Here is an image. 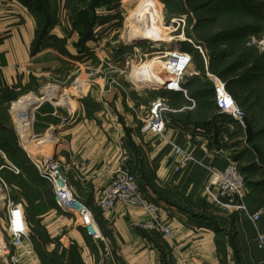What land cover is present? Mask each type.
Masks as SVG:
<instances>
[{
	"label": "crops",
	"instance_id": "0c3cea01",
	"mask_svg": "<svg viewBox=\"0 0 264 264\" xmlns=\"http://www.w3.org/2000/svg\"><path fill=\"white\" fill-rule=\"evenodd\" d=\"M59 1L60 6L64 4V0ZM97 14L90 29L94 36L101 21ZM67 20L61 12L56 14L41 35L43 26L37 10L23 0H0V131H11L24 141L20 122L23 114L31 118V136L38 124L47 128L40 140H46L51 155L56 148L58 162L68 167L72 188L98 213L107 241L117 250L121 264H264V248L257 242L258 232L264 231V127L248 131L236 124L228 136L218 138L215 133L210 141L216 131L212 118H181L189 109L194 110L192 105L175 107L182 109L171 114L172 122L164 136L142 132L147 105L139 91L112 85L91 73L81 79L79 66L89 60L84 54L96 43L94 36L82 37ZM104 55L99 53L98 59H109ZM47 75L71 79V92L82 95L73 94L68 110L54 105L48 109L43 104L30 108L34 101L16 107L22 99H37L31 89L49 81ZM56 90L50 86L46 93ZM55 103L70 102L63 98ZM8 140L0 135V147L6 151ZM170 140H176L198 161L175 172ZM212 147L219 148L220 153L215 154ZM123 152L131 156L139 180L161 202V219L172 230L173 239L131 228V220L149 217L143 207L117 203L111 213H99V192ZM228 158L246 174L245 201L251 211L262 212L257 223L242 213L214 206L202 194L204 184L212 178V169H223ZM78 160L89 162L86 169L77 167ZM13 186H8L9 190L20 193V188ZM44 193L41 190L37 195L19 197L29 222L37 228L36 250L22 264H52L53 256L66 261L63 257L71 251L80 264H91L105 249V243L88 237L80 222L59 210L55 200ZM30 245L25 242L26 247Z\"/></svg>",
	"mask_w": 264,
	"mask_h": 264
},
{
	"label": "rangeland",
	"instance_id": "374dc122",
	"mask_svg": "<svg viewBox=\"0 0 264 264\" xmlns=\"http://www.w3.org/2000/svg\"><path fill=\"white\" fill-rule=\"evenodd\" d=\"M23 1L37 10L42 26L46 20L61 12L82 37H88L89 34L94 36L93 32H90V23H94L96 13H99L97 15L101 21L93 37L95 47L84 54L89 60L79 66L81 79L91 73L93 77L104 78L112 85L121 84L125 88L135 89L141 93L143 101L148 105L150 100L161 92L148 89L149 84L138 83V76L134 78L132 74L127 73L132 64L147 53L161 46L166 48L169 43L170 45L179 43L195 54L191 70L197 73L189 78L191 97L195 102L183 97L171 100L174 107L194 106V110L189 109L181 116L182 119L200 121L203 118H212V122L220 119L225 121L218 115L213 102V85L208 76L214 74L226 82L229 91L245 110L248 131L264 127V0H152L157 23L164 24L166 28L173 26L167 29L169 35L166 39L169 40L160 42L158 47L149 40L131 41L129 36H123L124 22L134 14L138 0H64L61 6L59 0ZM95 3L98 4L94 8ZM184 19L185 24L180 21ZM177 22H180V25ZM182 36L193 42L182 39ZM102 52L104 56L108 54L109 59H98L99 53ZM47 77L49 81L29 91L37 98L29 107L43 104V107L48 109L50 105L61 110L70 109L74 94L71 92L73 89L71 79L65 80L55 75ZM50 86L57 87V90L48 94L46 88ZM76 94L82 95L75 92L74 97H77ZM63 98L70 103L63 105L55 103ZM35 109L33 108V116ZM35 117L36 115L34 119ZM38 125L39 127L36 129L33 127L31 131L32 136H37L32 137L30 134V139L23 138L22 142L17 135H12L11 131H0V135H5L9 139V144L4 145L9 151L0 147L1 215L6 208L4 199L9 195L20 201L19 197L22 195L29 196L34 193L37 195L43 190L46 196L54 199L51 185L40 175L36 166L44 157L34 152V146L47 130L42 123ZM133 170L135 171L134 167ZM11 185L19 187L20 193H14L15 189L10 191ZM30 226L32 234L36 236L35 224L30 223ZM63 258H66V261L53 256L51 263L80 264L74 251Z\"/></svg>",
	"mask_w": 264,
	"mask_h": 264
},
{
	"label": "built area",
	"instance_id": "2783aa9c",
	"mask_svg": "<svg viewBox=\"0 0 264 264\" xmlns=\"http://www.w3.org/2000/svg\"><path fill=\"white\" fill-rule=\"evenodd\" d=\"M180 21L185 24V19ZM177 24L180 25V22ZM188 42L193 41L188 39ZM194 62L195 54L182 44L179 48L171 47L164 54L161 65L165 76L164 81L147 87L161 94L155 96L147 105L144 124L141 127L142 132L153 131L164 136L167 126L172 122L171 114L182 109L175 108L171 100L183 97L195 102L191 97L189 84V78L197 74L191 72ZM208 78L213 85V102L216 111L221 118L225 119L224 122L221 119L214 120L216 131L208 140L211 141L215 133L218 138L228 136L236 124L246 129V112L229 91L226 82L214 74H209ZM105 109L109 111L107 106ZM170 142L174 147L175 172L179 173L198 161L193 153L185 150L176 140H170ZM212 151L219 154L221 150L212 147ZM88 163L87 160L76 162L80 170L86 169ZM36 166L40 175L51 185L55 204L59 210L78 220L88 237L95 242L105 243V249L100 251L99 257L93 259L91 264H121L117 250L107 241L98 213L82 201L72 188L67 175L68 167L58 162L56 148L52 155L40 159ZM109 176L108 182L101 188L96 201V207L101 215L111 213L117 203L140 206L146 210L149 217L143 221L131 220V228L140 233L154 232L173 239L172 230L161 219V202L139 180L132 167V158L127 152H123L112 166ZM246 183L245 172L235 160L228 158L223 169H212V178L204 184L202 194L214 206L231 213H242L257 223L262 212L249 209L245 201ZM10 196L5 197L6 208L2 211V215L0 214V264H22L25 259L33 257L36 250L35 236L32 234L23 203ZM26 241L31 243L30 247L25 246ZM257 242L260 248H264V231L258 232ZM20 248L24 250L22 254L18 252Z\"/></svg>",
	"mask_w": 264,
	"mask_h": 264
},
{
	"label": "bare ground",
	"instance_id": "6f19581e",
	"mask_svg": "<svg viewBox=\"0 0 264 264\" xmlns=\"http://www.w3.org/2000/svg\"><path fill=\"white\" fill-rule=\"evenodd\" d=\"M154 3L152 0H138L137 5L135 6L134 14L130 19L125 20L124 22V32L123 36H129V39L132 41L134 39L149 40L156 43V47L160 46V42L168 41L166 38L169 35L164 24L159 25L157 23V15L155 11ZM182 39H189L186 36H182ZM129 40V41H130ZM264 42V41H263ZM263 44V43H262ZM162 45V44H161ZM179 48L181 45L177 43L176 45L168 44V47L155 49L152 52L147 53L137 62H133L132 68L127 74H132L135 78L139 77L138 81L142 84H149L150 86L157 85L159 82H163L165 79L164 71L162 70L161 65L163 64L164 54L167 53L170 48ZM192 72V70H191ZM194 72V71H193ZM196 73V72H195ZM126 75V74H125ZM128 76V75H127ZM129 78V77H128ZM160 82V83H161ZM34 101V98H25L22 99L19 103L15 104L17 107H24L26 102ZM27 102V103H28ZM28 114V113H27ZM21 126L23 127V132L25 133L24 139L30 138V116L29 114H23V118H20ZM34 152L37 153L40 157L47 158L51 155L50 150H46V140H39L34 146ZM30 153V152H29ZM32 156V153H30Z\"/></svg>",
	"mask_w": 264,
	"mask_h": 264
},
{
	"label": "trees",
	"instance_id": "16d2710c",
	"mask_svg": "<svg viewBox=\"0 0 264 264\" xmlns=\"http://www.w3.org/2000/svg\"><path fill=\"white\" fill-rule=\"evenodd\" d=\"M97 4L98 3H95L94 4V8L97 6ZM51 22V18L50 19H48V20H46L45 22H44V25H43V29H42V31H41V35L45 32V30H46V28L48 27V25H49V23ZM91 25H92V23H90V27H91ZM91 29V28H90Z\"/></svg>",
	"mask_w": 264,
	"mask_h": 264
},
{
	"label": "water",
	"instance_id": "95a60500",
	"mask_svg": "<svg viewBox=\"0 0 264 264\" xmlns=\"http://www.w3.org/2000/svg\"><path fill=\"white\" fill-rule=\"evenodd\" d=\"M138 41L142 40V39H137Z\"/></svg>",
	"mask_w": 264,
	"mask_h": 264
}]
</instances>
